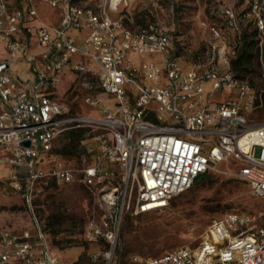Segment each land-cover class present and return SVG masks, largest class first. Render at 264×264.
I'll list each match as a JSON object with an SVG mask.
<instances>
[{
  "label": "built area",
  "instance_id": "2783aa9c",
  "mask_svg": "<svg viewBox=\"0 0 264 264\" xmlns=\"http://www.w3.org/2000/svg\"><path fill=\"white\" fill-rule=\"evenodd\" d=\"M248 2L247 16L264 31V0ZM41 4L58 10L53 20L43 19ZM129 15V0H0V152L32 211L40 182L77 177L57 160L60 136L75 127L100 131L88 136L95 143L87 144L93 160L78 171L99 210L85 227V240L99 249L90 256L93 264H120L117 246L126 213L166 209L200 175L219 171L230 159L238 163L234 176L264 198V119L250 120L259 95L232 68L242 45L234 8L221 9L233 39L216 23L209 25L215 42L209 57L193 66L177 54L174 16L133 26ZM68 72L79 76L83 88L108 95L106 103L85 97L101 115L73 111L48 90ZM227 88V99L216 101ZM28 140L29 146L22 144ZM34 220L22 231L0 229V264H60L50 235ZM250 221L227 212L212 220L199 245L141 263L264 264V226Z\"/></svg>",
  "mask_w": 264,
  "mask_h": 264
},
{
  "label": "rangeland",
  "instance_id": "374dc122",
  "mask_svg": "<svg viewBox=\"0 0 264 264\" xmlns=\"http://www.w3.org/2000/svg\"><path fill=\"white\" fill-rule=\"evenodd\" d=\"M101 1L83 0V3L98 4ZM152 2H157V5L153 6ZM227 5L232 6L238 18H241V31L247 25L249 31L257 29L252 18L247 16L248 0H129L131 15L128 21L134 26L144 23L149 18L142 22V16L139 15L147 10V6L153 20L168 21L174 16L178 55L183 64L193 66L209 57L210 45L215 42L209 25L216 23L226 39H233L234 32L221 15V9ZM39 8L46 21L53 20L58 13L57 9L47 4H41ZM204 21L207 25L202 24ZM256 39L258 43L249 60L248 70L238 71L239 77L249 82L259 95L260 106L250 114L252 122L264 119V31L258 29ZM144 58H149V55ZM48 90L71 110L91 116H99L101 111L85 102L87 95L95 96L104 103L109 102L105 92L98 88H83L79 76L71 72L55 87L48 85ZM230 91L227 88L214 99L225 100ZM99 132L92 131L89 134L88 131L81 142L83 150L80 155H58L57 160L75 169L77 177L71 182L56 183L50 179L40 182L32 198L33 211L23 195L14 188L10 178L11 165L4 153L0 152V229L22 231L32 228L36 216L50 235L60 264H93L90 256L99 249L96 244L85 240V227L88 219L98 215L99 210L80 182L78 171L93 160L87 144L91 143L93 147L95 143L88 136ZM237 165L231 159L221 164L219 171L200 178L188 191L175 197L166 209L138 215L126 213L121 222L117 246L119 263L142 264L141 261L149 257L162 255L178 247H195L205 237L212 220L227 212L249 216L250 226H264V198L256 196L248 183L234 176L231 171ZM49 166L42 165L43 168ZM47 222L51 223V227L47 226ZM134 257L138 260L134 261Z\"/></svg>",
  "mask_w": 264,
  "mask_h": 264
},
{
  "label": "trees",
  "instance_id": "16d2710c",
  "mask_svg": "<svg viewBox=\"0 0 264 264\" xmlns=\"http://www.w3.org/2000/svg\"><path fill=\"white\" fill-rule=\"evenodd\" d=\"M12 4V2H11ZM14 4V3H13ZM142 16V17H140ZM142 22L146 18V21L153 20V15L147 10L143 11L141 15H139ZM141 23L140 25H144L146 23ZM239 23L241 24V18L239 19ZM134 26V25H133ZM139 26V25H138ZM248 26V25H247ZM242 28V45L237 53V55L232 59V68L235 71V73L238 75V71L240 70H248V65L250 63V58L252 57V52L255 49V46L258 43V39H256V36L258 34V28L249 31L248 27ZM178 54V52H177ZM239 76V75H238ZM89 128L87 127H75L71 128L67 131H65L58 141L55 144L54 152L57 155H64V156H77L81 154V151L83 150L81 142L86 138V134L88 133ZM61 142V145L59 143ZM211 172L204 173L200 175L195 183L200 179L207 175H209ZM242 180V179H241ZM244 181V180H243ZM246 182V181H244ZM247 183V182H246ZM221 217V216H220ZM47 226L51 227V223L47 222Z\"/></svg>",
  "mask_w": 264,
  "mask_h": 264
},
{
  "label": "water",
  "instance_id": "95a60500",
  "mask_svg": "<svg viewBox=\"0 0 264 264\" xmlns=\"http://www.w3.org/2000/svg\"><path fill=\"white\" fill-rule=\"evenodd\" d=\"M22 144L25 145V146H29L31 144V142L28 140V141L22 142Z\"/></svg>",
  "mask_w": 264,
  "mask_h": 264
}]
</instances>
